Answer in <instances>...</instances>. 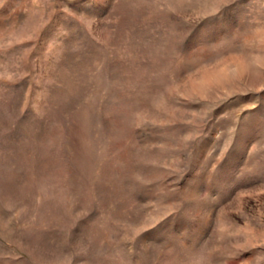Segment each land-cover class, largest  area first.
<instances>
[{"label":"rangeland","instance_id":"374dc122","mask_svg":"<svg viewBox=\"0 0 264 264\" xmlns=\"http://www.w3.org/2000/svg\"><path fill=\"white\" fill-rule=\"evenodd\" d=\"M0 264H264V0H0Z\"/></svg>","mask_w":264,"mask_h":264}]
</instances>
